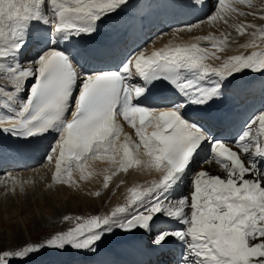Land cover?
<instances>
[{
  "label": "snow or ice",
  "instance_id": "obj_1",
  "mask_svg": "<svg viewBox=\"0 0 264 264\" xmlns=\"http://www.w3.org/2000/svg\"><path fill=\"white\" fill-rule=\"evenodd\" d=\"M127 3L0 0V73L11 86L0 88V96L13 113L0 114V125H10L2 131L28 143L52 135L45 158L55 161L52 180L57 184H76L74 169L87 180L93 174L87 168L90 159L108 158L118 171L136 166L162 173L148 187L129 188L126 204L109 214L64 215L74 224L66 231L0 249V264L95 256L110 236L138 232L150 237L154 249L175 243L177 264H264V109L235 135L212 131L221 119L214 106L233 82L247 71L264 74V48L231 55L214 67L207 61L221 59L217 53L230 39L236 42L231 33L221 32L170 41L150 52L138 50L114 67L92 68L87 63L92 50L61 47L70 39H91ZM197 4L206 6L203 0H190L189 6ZM238 5L254 6L252 0H217L204 20L228 25L229 14L255 15ZM259 19L264 21V9ZM185 27L191 31L193 25ZM231 27L241 38L252 30L253 39L240 48H259L256 37L264 43V26L240 22ZM210 78H215L211 85ZM122 122L138 142L123 132ZM141 148L147 159H140ZM201 153L206 155L198 159ZM205 165L215 167L216 174ZM114 175L104 176V188Z\"/></svg>",
  "mask_w": 264,
  "mask_h": 264
},
{
  "label": "bare ground",
  "instance_id": "obj_2",
  "mask_svg": "<svg viewBox=\"0 0 264 264\" xmlns=\"http://www.w3.org/2000/svg\"><path fill=\"white\" fill-rule=\"evenodd\" d=\"M158 1L159 0H128L127 6L124 7L123 11L119 15H113L104 24L100 25L98 32L94 34L91 39H89L87 35H85L83 38L70 39L69 41L64 42L61 47H67L69 51H76L88 47H90L91 49H95L96 44L109 46L112 44H120L126 39V43L128 44L124 45L120 50H114L115 59H105V62L101 64L93 63L90 61L87 62L92 68L93 66L102 64L104 66L111 67L112 64L114 65L115 63H118L124 50H127V48L131 45H137V51L147 49V51L150 52L153 49L163 47L170 41L173 43H184L193 41L195 37L200 36L202 34H205L202 36L210 34L219 36L221 32L231 33L232 39H234L236 42L233 43L230 39L228 46L225 47V50L217 53V55L220 56L221 59L217 60L215 58H211L207 61V63H209L210 65L218 67L223 62V59H226L231 55H235L237 51L244 49L239 47L240 44L248 43L253 39L252 36L243 38L239 37L238 34L235 32L234 27H231V25H233L234 23L228 22V25H225L222 22V27L225 28V30L221 31L220 29H217L216 33L208 31L205 33L195 34L188 32V30L186 29H182L181 31L178 29L174 30L173 28H170L168 29V34L160 38L156 37V40H152L150 43L143 47L142 42L146 39L145 36L147 35V33L150 31L151 28L157 27L158 17L160 13L169 14L170 17L174 18L175 21L185 22L193 20L194 17H201L206 11L207 7H209L210 5V0H203V4L206 6H201L200 4H197L196 7L189 6L190 0H160V4H158ZM193 2H195V0H193ZM210 12L211 11H209L207 15L212 14V12ZM217 24L219 26L222 25L221 22H217ZM255 24L260 26L259 23ZM171 31L175 32L170 33ZM255 39L257 40V43L260 44V47L247 48L244 50L246 54H250L252 51H259L260 48H264V43H260L259 37H256ZM152 44L156 45L149 47ZM106 52L109 53L110 49H107ZM82 63H84V61H82ZM214 82L215 78H210L207 81V84L211 85ZM10 87V83L5 77V75L0 73V88L7 91L10 89ZM263 91L264 74L247 71L243 75H241L238 80L234 81L233 85L230 87V92L232 94H229V91L227 90L225 95L220 98L221 102L214 106H221L222 108L230 109L232 103L235 105L230 111V117H227L230 126H228V129L224 132H219L217 136L226 137L229 135V133L235 135L236 132H238L243 127L245 122L248 121L250 117H253L254 114H257L261 109H264V96L256 102V99L262 95ZM250 97L254 99L255 103L247 102L245 100ZM8 103L9 102L7 101L6 97L0 96V114H13L8 109V107H6ZM122 123L123 132L131 136L134 141L138 142V138L135 137L134 130L130 126L125 128L127 123ZM9 126L10 125L7 122H5V124L3 125H0V176L7 174V176L4 177V179L6 180L13 181V178H15L16 182L18 180H22L24 183H28L27 177H20L16 173L20 172L24 174L29 171H26L25 168H17L19 164H15L13 159L24 156L31 157V155L35 154L36 158L42 160L46 156V150L48 148V145L52 143L53 136L47 135L38 143H28L23 140H20L17 143L14 142V149H12V145L9 144L10 135H6L7 133L2 131L3 128ZM123 139L124 136L122 134L120 140L123 141ZM140 152V159H147V157L142 155L143 148L140 149ZM204 155H206V153H203L198 159H202ZM27 159L28 158H26V160ZM116 159L119 160L120 157L118 156L116 157ZM49 162L50 166L52 163V180V177L55 173V161L53 160ZM87 168L88 171L93 173L91 176L88 177L87 180H80L79 170L74 169L72 171V178L74 181H76V184L71 186L65 184H57L54 183L53 180V184L57 186L62 185V188L57 187L52 183L51 184L55 187V189H58L59 191L64 189L67 190L71 187V189H74V193H76V191L80 189H89L95 194L99 192L100 195L107 194L108 200L112 199L111 205L114 206L115 204L117 205L118 201L127 194L128 188H131L132 183L138 180L137 177H139V175L142 174L143 176V174L146 173L147 175H154V177H156L157 179L162 176V173L160 171L156 170L155 168L148 167L134 166L133 168H130L127 172L118 171V165L114 162H111L108 158L94 160L90 159L87 162ZM192 168L198 170L199 166L197 163H194L192 165ZM204 168L206 170H209L213 174H216L215 167L205 165ZM36 169L38 168L36 167ZM142 171L144 172L142 173ZM113 172H116V175L112 176V179L109 181V186L107 188H104V176H111ZM47 175H50V168ZM139 182L140 186H143L141 180ZM185 184L186 187L182 189V191L187 192V181L185 182ZM3 185L4 183L0 181L1 193L3 191ZM110 186L113 187L114 191L108 189ZM31 189L32 185H30V190ZM91 194L92 193L88 192V195ZM90 199L91 198L89 197V199L85 200ZM1 207L4 206L1 205ZM57 214L55 213L54 216H57ZM46 224H49V222H47L46 220H41L37 224V226H42ZM149 241L150 239L148 235L146 233H143L142 237H139L138 239L130 241L126 244H105L100 246V250L95 256H81V262H86L87 264H177V260L180 255V248L175 243H172L169 247H165L163 249H154L151 247ZM105 250L110 251V255L106 254L105 252L103 254L102 251Z\"/></svg>",
  "mask_w": 264,
  "mask_h": 264
},
{
  "label": "rangeland",
  "instance_id": "obj_3",
  "mask_svg": "<svg viewBox=\"0 0 264 264\" xmlns=\"http://www.w3.org/2000/svg\"><path fill=\"white\" fill-rule=\"evenodd\" d=\"M216 3L217 0H211L209 7H207L205 14L201 18H198L195 22L187 23L180 27H174L170 17H165L163 19L165 23L161 25L162 27L153 29L147 33V35L145 36L146 39L142 42L143 47L150 43L152 40H156V37L160 38L168 34V29L170 28H173L174 30L180 28L183 30H187V28L185 27L186 25H193L191 31L188 32L195 34L205 33L208 31L216 33L217 29L224 31L225 28L222 27V21H220L222 25L219 26L217 22L209 24L206 20H204L206 14H208L209 11H214L213 6ZM252 3L254 5L252 8H248L246 5H238V7H240L242 11L255 13V15H249L245 17L237 16L235 14H229L228 22H254L259 23L260 26L264 25V21L259 19L261 10L264 9V0H252ZM198 21H204L205 23H197ZM251 31L252 30H249V33L245 37L251 36ZM172 32L175 31H171L170 33ZM153 45L156 44H152L149 47ZM137 48V45H131L127 48L128 51H125V56L134 54L137 51ZM244 50L245 49H241L240 51H237L236 54H246ZM262 94H264V92ZM252 101L254 100L251 99V102ZM37 168L38 169H36V167L26 169V171L29 172L24 174L20 172L16 173L20 177H27L28 183H24L22 180H18L15 184H13L12 180L4 179L7 174L0 176V181L4 183L3 191L2 193L0 192V249H15L18 248V246L25 245L27 243L40 242L43 237L50 236L51 234H55L56 232L66 231L68 228L74 226V224L73 221H64V215L73 217H75L76 215H81L84 217L97 214L105 215L109 214L116 207L126 204L129 192H127V194L118 201L117 205L115 204L113 206L111 205L112 199L108 200L107 194L100 195V192L99 195H97L89 189H80L77 190L76 193H74V189H71V187L67 190L64 189L59 191L58 189H55V187L53 186L55 184H53L51 180L52 163L50 166V162L45 159L41 164L37 166ZM49 168L50 175H47ZM143 172L144 171H142V173ZM145 174L146 173H144L143 176L142 174L139 175V177H137L138 180L132 183V187H148L152 184L153 181L158 180L156 177H154V175L152 176ZM140 180L143 186H140ZM30 185H32L31 190ZM57 187L62 188V185ZM108 189L114 191L113 187L111 186ZM88 192L92 193L93 195H88ZM89 197L91 198L90 200H85L89 199ZM1 205L4 207H1ZM55 213H58L57 216H54ZM41 220H46L47 222H49V224L37 226V224ZM142 235L143 232H138L135 236L117 234L114 236H110L103 242V244H101V246L105 244L110 245L111 243L112 245L115 243L126 244L130 241L138 239L139 237H142ZM102 252H108L107 254L110 255V251L108 250ZM53 260H58L59 262H61V264H87L86 262H81V256H65L59 258L45 256L37 262L29 261V264H51Z\"/></svg>",
  "mask_w": 264,
  "mask_h": 264
}]
</instances>
